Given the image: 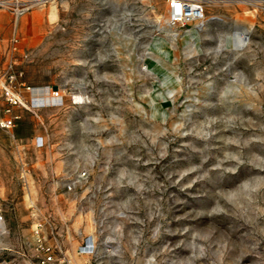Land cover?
I'll list each match as a JSON object with an SVG mask.
<instances>
[{"label": "rangeland", "instance_id": "374dc122", "mask_svg": "<svg viewBox=\"0 0 264 264\" xmlns=\"http://www.w3.org/2000/svg\"><path fill=\"white\" fill-rule=\"evenodd\" d=\"M206 1L189 39L158 27L166 0L0 6L2 264L40 245L52 264H264V0ZM44 7L41 36L19 35Z\"/></svg>", "mask_w": 264, "mask_h": 264}, {"label": "built area", "instance_id": "2783aa9c", "mask_svg": "<svg viewBox=\"0 0 264 264\" xmlns=\"http://www.w3.org/2000/svg\"><path fill=\"white\" fill-rule=\"evenodd\" d=\"M55 0H0V6L7 7L11 12L16 15H20L26 11H29L35 7L45 6L52 3ZM205 2L206 0H166L167 17L166 26L167 29L175 31V34H180L187 31L190 27L194 26L198 32H201L203 20L205 18ZM18 72L10 69L7 72V79L2 85V95L6 100L8 106L5 108L6 112H10L11 107L21 103L20 94L13 87V80ZM55 93V92H54ZM15 116L3 118L0 120V124L3 128H10L14 124ZM38 145L42 143L41 139L38 141ZM1 207H0V219H1ZM45 255L40 259V263L44 264L49 261H53L55 257L49 246L43 247ZM94 240L88 236L85 238L82 244L78 247V252L83 254H90L94 252ZM2 264V261H0ZM65 264H68L65 262Z\"/></svg>", "mask_w": 264, "mask_h": 264}, {"label": "crops", "instance_id": "0c3cea01", "mask_svg": "<svg viewBox=\"0 0 264 264\" xmlns=\"http://www.w3.org/2000/svg\"><path fill=\"white\" fill-rule=\"evenodd\" d=\"M208 1L205 2V7L207 6ZM51 9H49V7H44V8H37L34 9L28 13H26V15H22L19 18L16 19V30L19 32V35H25V36H30L31 38H34L36 36H41V33L45 30L48 22L50 20H53V16L52 15ZM212 18L207 17L205 22H204V27L203 29L208 30L211 26H212ZM10 16L8 12H2L0 11V28H4L9 30L10 28ZM194 27V26H192ZM195 28V27H194ZM187 38L189 39L190 37H192L190 35V33L188 31L182 32L180 34H178L177 36H173V39H177V38ZM162 39H168L166 36H163ZM45 100V99H44ZM55 102V101H53ZM41 139V141L43 142V137L40 136L39 137ZM36 139V138H35ZM36 143V140H35ZM0 207H1V203H0ZM1 212H2V207H1ZM3 218V230H0V258L4 257L5 259H7V261L12 262L14 261L12 258L13 255V250L11 247L10 243H6L2 241L1 236L3 235V232H5L6 230L4 225L6 224L5 218L2 216ZM7 226V225H6ZM78 247L79 245L75 248V251L77 253L78 252ZM62 254V252L59 253V255ZM83 254V253H81ZM45 255V252L42 248V246H37L35 247V249H33L32 251H27L22 260L24 261V264H33V263H38L40 259H42ZM57 259V257L55 258V260ZM12 260V261H11ZM50 264H52L51 262H48ZM54 263V262H53ZM54 264H57L56 262Z\"/></svg>", "mask_w": 264, "mask_h": 264}, {"label": "bare ground", "instance_id": "6f19581e", "mask_svg": "<svg viewBox=\"0 0 264 264\" xmlns=\"http://www.w3.org/2000/svg\"><path fill=\"white\" fill-rule=\"evenodd\" d=\"M166 6V5H165ZM165 12L166 13H164L163 15H161L158 19H157V21H158V27H163V28H166V26H165V24H166V17H167V6L165 7ZM205 20H206V18H204V20H203V25H202V27H201V30L203 29V27H204V22H205ZM189 33H190V35L192 36L191 38H193V37H195L196 35H197V33H198V31H197V29L196 28H194V27H190L188 30H187ZM245 40V39H244ZM162 54L163 55H165V56H168L169 55V51H165V50H163L162 51ZM49 100H51V101H57L58 100V98L57 97H50L49 96V98H48V101ZM3 230V218H2V216H1V219H0V230ZM87 254H81V253H77L76 251H75V253L74 254H72V256H73V258L76 260V259H82L84 256H86Z\"/></svg>", "mask_w": 264, "mask_h": 264}, {"label": "water", "instance_id": "95a60500", "mask_svg": "<svg viewBox=\"0 0 264 264\" xmlns=\"http://www.w3.org/2000/svg\"><path fill=\"white\" fill-rule=\"evenodd\" d=\"M56 88H57V86H56V85H54V86H53V89H56Z\"/></svg>", "mask_w": 264, "mask_h": 264}]
</instances>
